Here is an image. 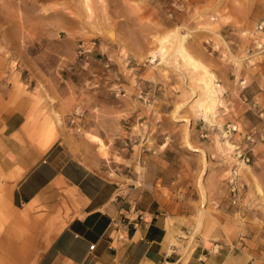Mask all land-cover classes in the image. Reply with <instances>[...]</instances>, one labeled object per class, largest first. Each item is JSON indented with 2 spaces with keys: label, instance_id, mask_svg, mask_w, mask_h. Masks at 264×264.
<instances>
[{
  "label": "rangeland",
  "instance_id": "374dc122",
  "mask_svg": "<svg viewBox=\"0 0 264 264\" xmlns=\"http://www.w3.org/2000/svg\"><path fill=\"white\" fill-rule=\"evenodd\" d=\"M261 24L264 0H0V133L22 111L27 142L69 140L119 182L124 219L156 198L181 254L228 245L264 264Z\"/></svg>",
  "mask_w": 264,
  "mask_h": 264
},
{
  "label": "crops",
  "instance_id": "0c3cea01",
  "mask_svg": "<svg viewBox=\"0 0 264 264\" xmlns=\"http://www.w3.org/2000/svg\"><path fill=\"white\" fill-rule=\"evenodd\" d=\"M25 123L16 111L0 133V264H254L228 245L181 254L156 198L139 199L124 219L119 182L69 140L27 142Z\"/></svg>",
  "mask_w": 264,
  "mask_h": 264
},
{
  "label": "bare ground",
  "instance_id": "6f19581e",
  "mask_svg": "<svg viewBox=\"0 0 264 264\" xmlns=\"http://www.w3.org/2000/svg\"><path fill=\"white\" fill-rule=\"evenodd\" d=\"M161 41H162V39H161ZM163 42H165V41H163ZM176 47H177L176 52H178L180 55H182V57L187 61V63L193 65L192 67H195V69L196 68L198 69L201 67V65L198 63V61H196L191 55H189L186 52V50H185L186 48L184 47L182 39H180L178 46H176ZM164 48L162 47L163 52H164ZM205 86L207 87V89L209 91V99L207 101H205L204 103H201L200 106L204 110V112L207 114V112L210 111L211 108H213L214 103H216V97H215L216 92L214 90L211 79L205 81ZM170 236H169V238H170ZM169 243L173 244V241L170 239Z\"/></svg>",
  "mask_w": 264,
  "mask_h": 264
},
{
  "label": "built area",
  "instance_id": "2783aa9c",
  "mask_svg": "<svg viewBox=\"0 0 264 264\" xmlns=\"http://www.w3.org/2000/svg\"><path fill=\"white\" fill-rule=\"evenodd\" d=\"M260 29L264 30V24L260 25ZM82 115L81 113V109L80 107H77L75 109V112L73 114V118L71 120L72 123L76 122V119L80 118ZM235 129V128H234ZM255 139L252 138V141H254ZM231 185H232V193H233V202L237 203L240 200V196L242 195V191L245 188V184L241 181L240 179V175L238 174L237 171H235V174L231 177ZM95 248V244H92L90 246V249H94Z\"/></svg>",
  "mask_w": 264,
  "mask_h": 264
}]
</instances>
